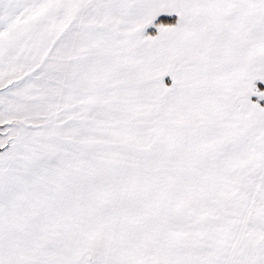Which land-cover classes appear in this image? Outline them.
<instances>
[{"label":"snow or ice","instance_id":"6c2138e0","mask_svg":"<svg viewBox=\"0 0 264 264\" xmlns=\"http://www.w3.org/2000/svg\"><path fill=\"white\" fill-rule=\"evenodd\" d=\"M0 264H264V0H0Z\"/></svg>","mask_w":264,"mask_h":264}]
</instances>
